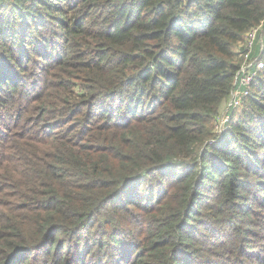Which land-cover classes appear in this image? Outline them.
<instances>
[{"label":"trees","instance_id":"16d2710c","mask_svg":"<svg viewBox=\"0 0 264 264\" xmlns=\"http://www.w3.org/2000/svg\"><path fill=\"white\" fill-rule=\"evenodd\" d=\"M264 0H0V264H264V68L219 131Z\"/></svg>","mask_w":264,"mask_h":264},{"label":"built area","instance_id":"2783aa9c","mask_svg":"<svg viewBox=\"0 0 264 264\" xmlns=\"http://www.w3.org/2000/svg\"><path fill=\"white\" fill-rule=\"evenodd\" d=\"M260 29L261 27L258 26L247 32L245 40L241 45L240 52L243 57V62L238 73L237 86L233 90L230 104L222 112L219 128L221 125L222 128L225 127L226 123L230 120L229 111L231 108H238L242 104L243 98L249 94L248 89L250 84L256 78L258 71L264 68L263 59L254 60L252 57Z\"/></svg>","mask_w":264,"mask_h":264},{"label":"crops","instance_id":"0c3cea01","mask_svg":"<svg viewBox=\"0 0 264 264\" xmlns=\"http://www.w3.org/2000/svg\"><path fill=\"white\" fill-rule=\"evenodd\" d=\"M254 53V52H253ZM257 60V59H254ZM230 104V102L228 101V103L226 104V106L224 107V109Z\"/></svg>","mask_w":264,"mask_h":264},{"label":"rangeland","instance_id":"374dc122","mask_svg":"<svg viewBox=\"0 0 264 264\" xmlns=\"http://www.w3.org/2000/svg\"><path fill=\"white\" fill-rule=\"evenodd\" d=\"M223 130V128H222V125H221V127L219 128V131H222Z\"/></svg>","mask_w":264,"mask_h":264}]
</instances>
